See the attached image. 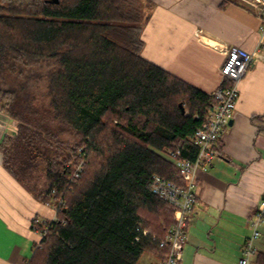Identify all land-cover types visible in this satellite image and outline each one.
Returning a JSON list of instances; mask_svg holds the SVG:
<instances>
[{
    "label": "trees",
    "instance_id": "trees-1",
    "mask_svg": "<svg viewBox=\"0 0 264 264\" xmlns=\"http://www.w3.org/2000/svg\"><path fill=\"white\" fill-rule=\"evenodd\" d=\"M142 6L0 0V112L15 122L0 138L1 162L56 207L24 264H140L145 251L166 257L157 241L174 208L152 192V178L183 184L162 151L177 146L193 159L194 132L215 99L141 55Z\"/></svg>",
    "mask_w": 264,
    "mask_h": 264
},
{
    "label": "crops",
    "instance_id": "crops-1",
    "mask_svg": "<svg viewBox=\"0 0 264 264\" xmlns=\"http://www.w3.org/2000/svg\"><path fill=\"white\" fill-rule=\"evenodd\" d=\"M142 24L141 55L182 80L211 93L223 81L225 46L237 45L253 56L239 79V95L217 155L196 171V202L187 223V241L178 264H238L250 235V218L264 195V33L255 9L244 0H149ZM239 1H242L239 2ZM0 112V138L12 133ZM56 219V209L27 191L3 167L0 157V264H24L41 239L39 225ZM254 240L256 263L264 253V221ZM160 259L145 251L140 264Z\"/></svg>",
    "mask_w": 264,
    "mask_h": 264
},
{
    "label": "built area",
    "instance_id": "built-area-1",
    "mask_svg": "<svg viewBox=\"0 0 264 264\" xmlns=\"http://www.w3.org/2000/svg\"><path fill=\"white\" fill-rule=\"evenodd\" d=\"M245 3L255 9L260 18V30L264 33V0H244ZM253 59L250 52L237 45L225 46V54L220 65L222 84L211 91L215 101L207 109L201 125L195 130L193 142L197 145V154L191 159L182 157L181 150L177 146L167 149L166 157L178 170L183 180L182 185H177L159 175L152 178L151 190L159 198L167 201L173 206V223L166 233L158 239V245L167 249L164 259L158 264H178L182 259L183 247L187 241V223L191 219L192 209L196 202L194 192L196 171L206 169L217 155V143L222 133L228 126V121L235 108L239 95L238 82ZM197 117L196 114H194ZM79 162L76 166L74 176L81 169ZM55 209L56 207L53 206ZM264 221V195L256 205V209L250 218L252 226L250 235L241 246L238 264H251V257L256 252L254 240L259 235L258 225ZM143 233L147 228H143ZM44 229L40 230L42 236Z\"/></svg>",
    "mask_w": 264,
    "mask_h": 264
},
{
    "label": "rangeland",
    "instance_id": "rangeland-1",
    "mask_svg": "<svg viewBox=\"0 0 264 264\" xmlns=\"http://www.w3.org/2000/svg\"><path fill=\"white\" fill-rule=\"evenodd\" d=\"M139 3L141 4V5H143L142 7H143V13H145V6H147L142 0H139ZM145 5V6H144ZM43 86H44V82H43V80H40V83H38L37 85H36V88H37V90H42V88H43ZM183 106V105H182ZM184 107V106H183ZM185 109V108H184ZM10 119V118H9ZM10 124L8 125V129H10V127H12L13 125L11 124V123H13V119H10ZM15 123V122H14ZM14 127H15V125H14ZM167 149H168V147L167 148H164V150L162 151V153L164 154V155H166V152H167ZM155 255V254H154Z\"/></svg>",
    "mask_w": 264,
    "mask_h": 264
},
{
    "label": "water",
    "instance_id": "water-1",
    "mask_svg": "<svg viewBox=\"0 0 264 264\" xmlns=\"http://www.w3.org/2000/svg\"><path fill=\"white\" fill-rule=\"evenodd\" d=\"M45 1L54 2V3L58 2V0H45ZM179 105H180L181 112L184 113L185 112L184 107L182 106L181 103H179ZM230 122H231V120L228 121V123H230Z\"/></svg>",
    "mask_w": 264,
    "mask_h": 264
},
{
    "label": "bare ground",
    "instance_id": "bare-ground-1",
    "mask_svg": "<svg viewBox=\"0 0 264 264\" xmlns=\"http://www.w3.org/2000/svg\"><path fill=\"white\" fill-rule=\"evenodd\" d=\"M195 157V156H194ZM160 176V175H159ZM158 264V263H157Z\"/></svg>",
    "mask_w": 264,
    "mask_h": 264
}]
</instances>
